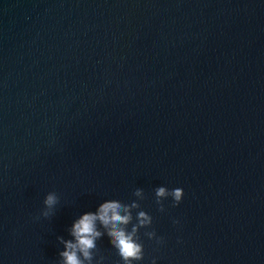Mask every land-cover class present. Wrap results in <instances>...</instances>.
Segmentation results:
<instances>
[{
  "label": "water",
  "instance_id": "95a60500",
  "mask_svg": "<svg viewBox=\"0 0 264 264\" xmlns=\"http://www.w3.org/2000/svg\"><path fill=\"white\" fill-rule=\"evenodd\" d=\"M113 201L130 264H264V0H0V264ZM94 224L81 264H125Z\"/></svg>",
  "mask_w": 264,
  "mask_h": 264
},
{
  "label": "clouds",
  "instance_id": "9594fccd",
  "mask_svg": "<svg viewBox=\"0 0 264 264\" xmlns=\"http://www.w3.org/2000/svg\"><path fill=\"white\" fill-rule=\"evenodd\" d=\"M156 196H171L173 206H175L181 201L183 190L181 188H175L168 191L164 187H160L156 190ZM57 202V195L54 192H49L43 200L44 209H53ZM120 208L121 205L117 202H106L100 206L97 214L85 213L82 215L80 219L73 224L71 230V234L76 238V244L65 242L66 251L61 253L64 257V264H81V261L76 255V249H79L85 258L89 257L90 254L88 250L95 246L94 238L100 235V233L95 230L94 222L96 220H100L106 227L111 225V230L108 232V235L112 238V243L119 250V254L125 261V264H130L132 260H141L143 258L141 245L134 242L131 235H126L122 229L117 227L118 223H127L129 220L127 215L119 214ZM47 210H42L40 215L48 217L50 212ZM140 215L143 217L144 213L141 212Z\"/></svg>",
  "mask_w": 264,
  "mask_h": 264
}]
</instances>
